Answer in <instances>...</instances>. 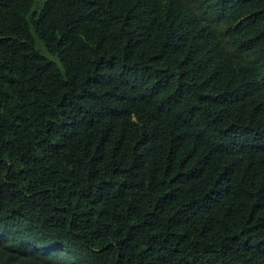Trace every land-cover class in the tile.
I'll use <instances>...</instances> for the list:
<instances>
[{
    "label": "trees",
    "instance_id": "16d2710c",
    "mask_svg": "<svg viewBox=\"0 0 264 264\" xmlns=\"http://www.w3.org/2000/svg\"><path fill=\"white\" fill-rule=\"evenodd\" d=\"M0 264H264V0H0Z\"/></svg>",
    "mask_w": 264,
    "mask_h": 264
}]
</instances>
